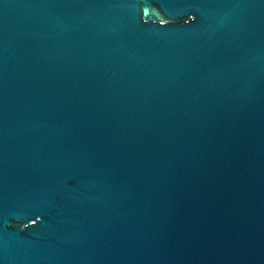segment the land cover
<instances>
[{"label":"water","instance_id":"water-1","mask_svg":"<svg viewBox=\"0 0 264 264\" xmlns=\"http://www.w3.org/2000/svg\"><path fill=\"white\" fill-rule=\"evenodd\" d=\"M0 264H264V0H0Z\"/></svg>","mask_w":264,"mask_h":264}]
</instances>
